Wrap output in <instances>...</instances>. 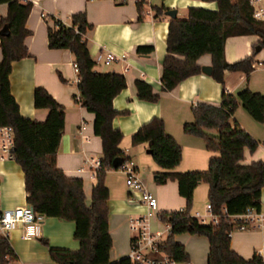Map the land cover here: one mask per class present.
Listing matches in <instances>:
<instances>
[{
  "label": "trees",
  "instance_id": "16d2710c",
  "mask_svg": "<svg viewBox=\"0 0 264 264\" xmlns=\"http://www.w3.org/2000/svg\"><path fill=\"white\" fill-rule=\"evenodd\" d=\"M215 2L217 10L190 7L185 19H171L166 42L167 55L162 62L160 82L166 92L173 91L182 80L201 73L197 60L210 54L211 77L224 84L225 72L253 70L256 47L264 49V20L255 19L248 0H201ZM8 7L5 17L0 18V31L6 26L8 35H0V127L12 128L14 138V161L24 172L27 205L43 217H55L75 224L74 239L77 250L49 248V260L53 264H131L128 257L111 263L109 253L112 239L108 229V189L104 183L113 160L119 158L122 165L128 158L120 150L123 134L113 128L116 111L112 99L127 87L125 78L118 73H101L94 69L87 50L86 32L91 29L84 12L71 17V24L55 21L48 29V46L51 49L69 50L75 57L78 69L79 95L76 102L94 115L93 133L101 138L102 158L95 176L91 205L85 200L82 180L71 178L57 167V149L64 129V109L44 88L34 91L33 103L37 109H48L44 121L24 118L19 105L11 94L9 77L14 61L28 57L25 39L29 34L26 20L31 11L30 2L22 0H0ZM139 5V4H138ZM164 7H158L156 15ZM240 35L259 36L251 56L241 61L228 63L225 60L224 44L230 37ZM137 54H151V46L137 47ZM178 56L183 57L179 59ZM138 100L157 102L158 95L144 81L136 80ZM219 105L198 103L191 110L193 122L185 123L182 131L186 135L204 140L208 151L217 152L211 157L208 170L204 172H172L181 161L182 148L165 132L162 119L154 118L141 126L131 137L132 146L147 144L156 165L162 172L154 175V182L163 185L168 181L178 183V192L185 199L180 212L158 213L161 223L170 225V234L160 246L177 263L189 260L185 247L175 241L182 233L204 236L210 246L207 264H264L254 255L247 261L242 259L230 245L228 234L237 225L229 216H239L247 208L260 210L261 189L264 187V162L243 164L244 150L254 151L258 146L250 134L233 120L238 107L258 124H264V94L245 87L239 93L221 95ZM211 131H215L212 133ZM200 183L208 185V202L212 213L220 215L216 225L202 224L191 216L193 192ZM225 209L227 215L222 211ZM16 258L8 239L0 236V264L7 258Z\"/></svg>",
  "mask_w": 264,
  "mask_h": 264
},
{
  "label": "crops",
  "instance_id": "0c3cea01",
  "mask_svg": "<svg viewBox=\"0 0 264 264\" xmlns=\"http://www.w3.org/2000/svg\"><path fill=\"white\" fill-rule=\"evenodd\" d=\"M30 2L31 11L26 20L29 34L25 39L28 57L12 62L9 77L11 94L19 105L20 114L27 119L44 121L48 109H37L33 103L34 91L41 87L64 109V129L57 149V167L68 177L82 180L85 200L91 205L95 177L91 174L89 162L102 158L101 138L93 133L94 115L76 102L78 73L73 69L75 57L66 49H51L48 46V29L55 21L71 24V17L84 12L91 29L86 32L87 50L94 69L101 73H118L125 78L127 87L112 99L116 111L113 128L123 134L120 150L129 159L125 164L133 168L135 176L157 198V210L149 215V229L164 232V224L157 219V213L180 212L185 199L179 195L178 183L168 181L163 185L154 182V175L163 171L148 152L147 144L132 146L131 137L145 123L157 118L164 122L165 132L172 136L182 148L179 165L172 172H204L209 160L218 153L208 151L204 140L186 135L185 123L193 122L191 110L198 103L219 105L221 95H235L248 87L253 92L264 94V49L254 56V70L225 72L224 84L216 82L203 71L179 82L171 92L163 91L160 82L162 62L167 55L166 42L170 17L167 10H176V17L185 19L190 7L216 11L215 2L201 0H22ZM139 4V5H138ZM158 7H164L156 15ZM8 7L0 5V18L5 17ZM259 36L240 35L230 37L224 44L225 60L235 63L251 56ZM151 46V54L139 55L137 47ZM112 52L115 59L105 65L103 58ZM102 59H101V58ZM3 55L0 50V62ZM179 59L183 57L178 56ZM201 67L211 66V56L203 55L197 60ZM149 84L158 95L157 102L137 99L135 81ZM233 120L257 142V148L244 150L243 164L264 162V124L255 122L243 108L238 107ZM215 133V131H211ZM104 183L108 189V229L112 239L109 261L114 263L128 257L133 232L129 220L147 213L141 205L139 195L129 190L124 171L120 168L107 171ZM208 185L200 183L193 192L191 216L199 213L208 220L206 205ZM259 212L264 214V187L261 189ZM24 172L16 161H0V205L4 209L27 205ZM207 224V223H205ZM75 224L55 217H44L38 235L30 240L22 238L23 228L17 227L9 233L8 242L20 264H50L49 248L77 250L74 239ZM185 247L189 260L177 264H207L210 246L204 236L182 233L175 237ZM231 248L244 260L258 255L264 260V226L262 229L234 231L230 237Z\"/></svg>",
  "mask_w": 264,
  "mask_h": 264
},
{
  "label": "built area",
  "instance_id": "2783aa9c",
  "mask_svg": "<svg viewBox=\"0 0 264 264\" xmlns=\"http://www.w3.org/2000/svg\"><path fill=\"white\" fill-rule=\"evenodd\" d=\"M250 6L253 8V16L256 19L264 20V0H248ZM101 58V57H100ZM102 59V58H101ZM115 59V55L110 52L103 58L105 65H109ZM73 69L78 73L76 64H73ZM79 81V76L76 82ZM14 138L12 128L9 126L0 127V161L8 160L14 161ZM100 159L91 160L89 167L93 177L96 176L97 170L100 168ZM124 171L125 183L129 190L139 195L138 199L142 206L146 208L147 213L139 217H132L129 220L130 232H133L132 239L130 241V253L128 259L131 264H177V262L169 256L166 252H163L161 245L164 243L162 237L164 232L151 231L149 229V215L154 214L157 210V198H155L147 189L143 182H141L136 176L133 168L127 165H121L119 167ZM206 212L208 213V220L199 213L193 218H197L202 224L216 225L219 222L220 215L212 213L210 203L206 205ZM227 215L225 209L222 211ZM158 214V213H157ZM232 221L238 220L239 223L235 225L233 230L230 231L228 237L232 236V233L236 230L246 231L248 229H262L264 226V214L256 211L253 208H247L245 213L239 216H229ZM159 220V214L157 215ZM44 217L32 210L30 206H16L13 209H4L0 205V236L8 239L9 233L17 229V227L23 228L22 238L26 240L32 239L38 235L39 227L43 222ZM160 221V220H159ZM164 231L170 234V225L164 223ZM168 237V236H167ZM7 264H20L17 258H7ZM50 264H53L50 262Z\"/></svg>",
  "mask_w": 264,
  "mask_h": 264
},
{
  "label": "water",
  "instance_id": "95a60500",
  "mask_svg": "<svg viewBox=\"0 0 264 264\" xmlns=\"http://www.w3.org/2000/svg\"><path fill=\"white\" fill-rule=\"evenodd\" d=\"M176 13L177 12H176L175 9L174 10H167V11H165V15L168 16V17H170L171 19H174L176 17ZM8 33H9V31H8V28L6 26L0 31V35L1 36H7ZM261 49L262 48L260 46H257L256 47V53L259 52V51H261ZM202 71L205 74L209 75L212 72V66L202 67ZM148 152L150 153V150H148ZM112 165L115 168H119L122 165V160L119 159V158H117V159L113 160Z\"/></svg>",
  "mask_w": 264,
  "mask_h": 264
}]
</instances>
